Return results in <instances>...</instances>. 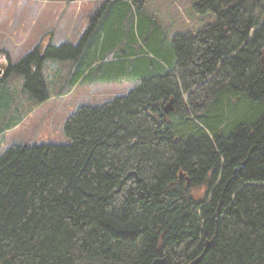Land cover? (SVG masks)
Masks as SVG:
<instances>
[{"label":"trees","instance_id":"obj_1","mask_svg":"<svg viewBox=\"0 0 264 264\" xmlns=\"http://www.w3.org/2000/svg\"><path fill=\"white\" fill-rule=\"evenodd\" d=\"M192 8L215 23L168 38L143 1L101 0L76 44L8 61L0 137L76 86L133 88L79 106L69 144L0 155V264H264V0Z\"/></svg>","mask_w":264,"mask_h":264},{"label":"rangeland","instance_id":"obj_2","mask_svg":"<svg viewBox=\"0 0 264 264\" xmlns=\"http://www.w3.org/2000/svg\"><path fill=\"white\" fill-rule=\"evenodd\" d=\"M100 1L0 0V63L3 58H7L11 65H15L40 44L42 48L48 44H76ZM128 1H143L145 12L159 23L168 38L176 33H196L214 24L216 20L213 14H195L193 0ZM47 63L51 69L66 65L51 61ZM14 78H11L9 84L19 87L23 83L22 78L18 77V82ZM132 88L130 82L81 85L74 87L66 96L51 97L32 111L28 105L26 109L29 113L21 124L0 137V155L14 144H69L70 140L64 134V125L79 106L101 105L126 95ZM19 94L26 100L21 92Z\"/></svg>","mask_w":264,"mask_h":264},{"label":"water","instance_id":"obj_3","mask_svg":"<svg viewBox=\"0 0 264 264\" xmlns=\"http://www.w3.org/2000/svg\"><path fill=\"white\" fill-rule=\"evenodd\" d=\"M2 70H4L5 68L4 67H0ZM2 73V71H0V74ZM165 112L168 113L170 111L173 110V107H172V103H169L165 108H164ZM182 176V175H181ZM215 242L216 240H212L211 242L207 243L206 244V248L210 247V246H214L215 245ZM202 260V256L201 257H198L197 259H194L192 260L191 262L189 263H186V264H199L200 261ZM152 264H169L168 263V260L167 258L165 257H160V258H157L155 259Z\"/></svg>","mask_w":264,"mask_h":264},{"label":"flooded vegetation","instance_id":"obj_4","mask_svg":"<svg viewBox=\"0 0 264 264\" xmlns=\"http://www.w3.org/2000/svg\"><path fill=\"white\" fill-rule=\"evenodd\" d=\"M2 61H3V59H2ZM4 62H5V63H0V66H3V65H6V64H7V60H4ZM6 72H7V71H6ZM3 74H7V73L3 72Z\"/></svg>","mask_w":264,"mask_h":264},{"label":"crops","instance_id":"obj_5","mask_svg":"<svg viewBox=\"0 0 264 264\" xmlns=\"http://www.w3.org/2000/svg\"><path fill=\"white\" fill-rule=\"evenodd\" d=\"M5 51V50H4Z\"/></svg>","mask_w":264,"mask_h":264}]
</instances>
